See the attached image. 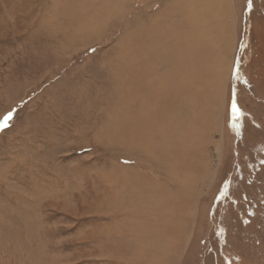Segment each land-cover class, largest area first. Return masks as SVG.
<instances>
[{"label": "rangeland", "instance_id": "rangeland-1", "mask_svg": "<svg viewBox=\"0 0 264 264\" xmlns=\"http://www.w3.org/2000/svg\"><path fill=\"white\" fill-rule=\"evenodd\" d=\"M227 3L177 57L164 1L0 0V264H264V0Z\"/></svg>", "mask_w": 264, "mask_h": 264}, {"label": "crops", "instance_id": "crops-1", "mask_svg": "<svg viewBox=\"0 0 264 264\" xmlns=\"http://www.w3.org/2000/svg\"><path fill=\"white\" fill-rule=\"evenodd\" d=\"M159 1H162V2L164 1V4L161 6V8L159 10H157L158 12H167V13H169V12H187L186 16H184V17H186L185 23L188 22V26L190 28V31H189L190 35H188V37H187V38H189L188 41L186 40L187 42H185L184 38H181L183 41H180L179 44L178 43L174 44V47H173L174 52L173 53L177 57H182L183 54H186L187 56H189L191 40L193 39L195 41V40L199 39L200 34L203 31L201 24H205V26L208 25L206 20H201L202 16L206 17V19L209 17L210 23H212V21H214L216 23L218 22L216 24V26L219 27L218 32L222 36V38H223L224 33L228 32V23L229 22L227 24L226 23L223 24V19L225 21L226 18H228L230 15V13H229L230 9L228 8L229 6L227 3V0H159ZM214 1H215V3H214ZM151 24H153V23H151ZM154 24H156V23L154 22ZM226 25H227V28H226ZM153 27H154V25H153ZM157 27H158V25H156L155 29L153 28V31H151V34H146V37L142 43H141V41H138V44L136 45L135 50L139 49V53L141 54V56H146L148 54L147 51L143 52L144 46H142V45L146 44V46H147V44L151 42L150 38H152V36H153L152 34L157 29ZM205 28H207V27H205ZM162 30H163V28H162ZM180 33H181V31L178 32L179 36H181ZM205 34H207L206 30L203 31V35H205ZM172 36H175V34L172 33L170 37H172ZM190 36H193V38H191ZM148 48H151V43L147 47V49ZM137 56H139V55H137ZM142 65H144V64H142ZM145 75H146V73L139 78V81L137 83V87L139 88L138 94L140 97H142V95L148 96L149 91L154 95L155 90L153 89V83H155V86H156V84L157 85L159 84V80L157 77H152L148 74L146 76ZM216 78H217V75H215V79ZM215 79H213V80L215 81ZM214 81H213V84H214ZM177 82H178V80H177ZM149 84H150V86H149ZM158 88L160 90L159 86H158ZM138 108L139 107H137L136 109H138ZM141 143H142V141H141ZM152 184L155 185L154 182H152Z\"/></svg>", "mask_w": 264, "mask_h": 264}, {"label": "bare ground", "instance_id": "bare-ground-1", "mask_svg": "<svg viewBox=\"0 0 264 264\" xmlns=\"http://www.w3.org/2000/svg\"><path fill=\"white\" fill-rule=\"evenodd\" d=\"M213 87V86H212ZM139 95V94H138ZM142 102H143V96L142 97H140L138 100H137V107H139L137 110L138 111H140L141 112V108L140 107H142ZM139 103V104H138ZM144 103V102H143ZM143 108V107H142ZM144 110V109H143ZM137 117V116H136ZM145 117V116H144ZM141 119V118H140ZM131 120V119H130ZM133 120V119H132ZM137 120H139L138 118H137ZM137 120H136V122H137ZM165 130H167V129H165ZM164 155V154H163ZM164 160V159H163ZM165 160H167V159H165ZM165 164V163H164ZM169 165V164H168ZM166 167V166H165ZM169 167H171V166H169ZM168 167V168H169ZM165 169V168H164ZM171 173V172H170ZM171 175V174H170ZM174 175V174H173ZM110 177V176H109ZM176 177V176H175ZM177 179V178H176ZM182 179H184V178H182ZM109 180L110 181H112V178H109ZM127 179L125 178V181H126ZM114 181V180H113ZM121 180H116V182H114V184H116V185H123V182H120ZM124 181V182H125ZM180 181V180H179ZM147 182V181H146ZM152 182V181H151ZM182 183H183V181H182ZM186 184V183H185ZM192 185H193V183H191ZM154 185V184H153ZM154 186H156V184L154 185ZM186 186V185H185ZM157 187V186H156ZM191 187V186H190ZM192 187H194V186H192ZM182 192V191H181ZM160 193H162V195H165V194H167L168 192H165V191H161ZM144 216V215H143ZM146 216V215H145Z\"/></svg>", "mask_w": 264, "mask_h": 264}]
</instances>
